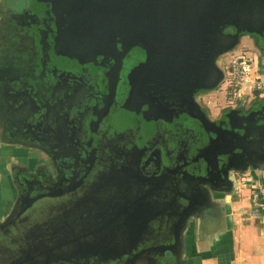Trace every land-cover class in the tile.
<instances>
[{
  "label": "flooded vegetation",
  "instance_id": "obj_1",
  "mask_svg": "<svg viewBox=\"0 0 264 264\" xmlns=\"http://www.w3.org/2000/svg\"><path fill=\"white\" fill-rule=\"evenodd\" d=\"M209 1L0 0V264L184 262L212 201L171 169L188 160L168 146L178 97L191 86L213 121L263 98L207 110L244 39L264 61V38Z\"/></svg>",
  "mask_w": 264,
  "mask_h": 264
},
{
  "label": "water",
  "instance_id": "obj_2",
  "mask_svg": "<svg viewBox=\"0 0 264 264\" xmlns=\"http://www.w3.org/2000/svg\"><path fill=\"white\" fill-rule=\"evenodd\" d=\"M199 1L200 6L204 7L206 2L210 3L209 0ZM212 11L219 21L227 19V22L237 29L242 25L249 33L264 38V0H216ZM208 76L209 71L202 77L198 76V80H205L209 78ZM222 79L223 77L216 76L218 84ZM190 90L191 86L185 87L179 95L182 107L173 108L174 118L177 119L168 132L169 149L174 152L180 143V149L188 155L185 156V160L186 158L188 160L186 164L174 163L171 169H176L178 178L184 177L202 186H208L207 191L212 201L211 206H208V216L211 217L209 225H218L226 231L230 225L226 222L228 212L225 200L237 194V176L250 174L255 183L264 178V98L261 100L259 110L247 109L240 114L231 110L213 121L195 104ZM171 133L176 134V137L170 138ZM215 195L226 198L217 199ZM184 198L187 201L191 199ZM183 212L185 221L198 220L200 217L186 210ZM202 229L205 230V227ZM23 232L19 231V235ZM184 235L186 231L183 232L182 236ZM24 238L34 239L36 236L29 235ZM24 264L31 263L25 261Z\"/></svg>",
  "mask_w": 264,
  "mask_h": 264
},
{
  "label": "crops",
  "instance_id": "obj_3",
  "mask_svg": "<svg viewBox=\"0 0 264 264\" xmlns=\"http://www.w3.org/2000/svg\"><path fill=\"white\" fill-rule=\"evenodd\" d=\"M243 177L237 194L225 200L230 226L224 231L212 224L201 230L203 236L187 245L181 264H264V207L256 209L253 202V194L264 185V178L255 183L250 174Z\"/></svg>",
  "mask_w": 264,
  "mask_h": 264
},
{
  "label": "built area",
  "instance_id": "obj_4",
  "mask_svg": "<svg viewBox=\"0 0 264 264\" xmlns=\"http://www.w3.org/2000/svg\"><path fill=\"white\" fill-rule=\"evenodd\" d=\"M243 54V50H239L238 53L233 52L222 58V65L230 85L225 95L228 92L232 93L233 90L237 92L243 88L251 87H254L257 92L264 93V73L258 72L259 63L254 60L250 61L243 57ZM253 202L256 209L264 207V185L253 194ZM254 214L258 215V211H255Z\"/></svg>",
  "mask_w": 264,
  "mask_h": 264
},
{
  "label": "rangeland",
  "instance_id": "obj_5",
  "mask_svg": "<svg viewBox=\"0 0 264 264\" xmlns=\"http://www.w3.org/2000/svg\"><path fill=\"white\" fill-rule=\"evenodd\" d=\"M248 39H244L241 43V45L239 46V49L243 50L244 54L242 55L243 57L249 59L250 61H257L258 58L259 60L257 61L259 63L260 66L257 67L258 72L260 74H263V69H260L261 66H264V61L262 56L257 55L254 51L248 50ZM245 51H248L250 53H247ZM241 52V51H240ZM258 57H257V56ZM229 83H223L222 86H220V88H218L215 92H213L210 95H206L203 98L207 99L205 103L207 106V110L210 112L211 117L212 118H218L220 117L222 111L224 109L227 108L228 103L231 104V107H233L234 105H238L240 99H249V98H253L255 95L258 97L264 96V93L262 92H257L255 91L254 87L251 88H243L241 90H238L237 92L233 90V92H230V96L229 99L227 100L225 97L226 91L229 88ZM239 99V100H238ZM210 102V104H209ZM216 106V107H215ZM214 107V108H213ZM3 169L0 170V191L4 190V185L6 184V178H3ZM2 176V177H1ZM4 197L0 194V200H3ZM9 203V201H8ZM3 205H6L5 201L2 203ZM8 206V204L5 206V208ZM4 212L0 211V215L3 216Z\"/></svg>",
  "mask_w": 264,
  "mask_h": 264
}]
</instances>
